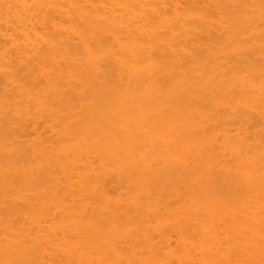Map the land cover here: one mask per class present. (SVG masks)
Returning a JSON list of instances; mask_svg holds the SVG:
<instances>
[{
    "label": "bare ground",
    "instance_id": "6f19581e",
    "mask_svg": "<svg viewBox=\"0 0 264 264\" xmlns=\"http://www.w3.org/2000/svg\"><path fill=\"white\" fill-rule=\"evenodd\" d=\"M0 264H264V0H0Z\"/></svg>",
    "mask_w": 264,
    "mask_h": 264
}]
</instances>
